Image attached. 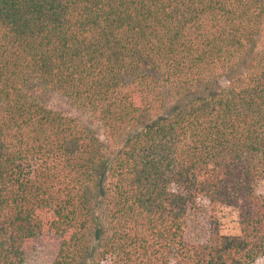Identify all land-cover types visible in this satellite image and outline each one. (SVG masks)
<instances>
[{"label":"trees","instance_id":"1","mask_svg":"<svg viewBox=\"0 0 264 264\" xmlns=\"http://www.w3.org/2000/svg\"><path fill=\"white\" fill-rule=\"evenodd\" d=\"M263 187L264 0H0V264H255Z\"/></svg>","mask_w":264,"mask_h":264},{"label":"rangeland","instance_id":"2","mask_svg":"<svg viewBox=\"0 0 264 264\" xmlns=\"http://www.w3.org/2000/svg\"><path fill=\"white\" fill-rule=\"evenodd\" d=\"M50 109L61 112L72 117H77L83 122L89 121V115L80 109L71 100L58 94H51L47 99ZM264 192V187L260 190ZM220 233L227 236L240 235L238 215L233 209L221 208L218 212ZM211 218L207 203L195 209L191 213L190 228L187 239L190 242H207L210 237ZM49 250L39 247L36 251L27 254L25 264H48L47 253ZM47 252V253H46ZM255 264H264V256L259 258Z\"/></svg>","mask_w":264,"mask_h":264}]
</instances>
